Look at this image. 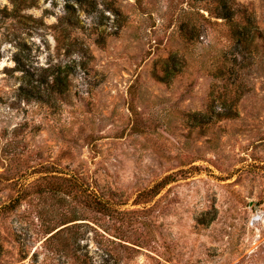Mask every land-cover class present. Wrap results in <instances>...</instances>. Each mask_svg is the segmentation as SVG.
<instances>
[{"label": "rangeland", "instance_id": "obj_1", "mask_svg": "<svg viewBox=\"0 0 264 264\" xmlns=\"http://www.w3.org/2000/svg\"><path fill=\"white\" fill-rule=\"evenodd\" d=\"M235 6L240 43L192 0H0V264H264V0Z\"/></svg>", "mask_w": 264, "mask_h": 264}, {"label": "trees", "instance_id": "obj_2", "mask_svg": "<svg viewBox=\"0 0 264 264\" xmlns=\"http://www.w3.org/2000/svg\"><path fill=\"white\" fill-rule=\"evenodd\" d=\"M195 4H203L207 6L211 14L217 18H222L227 21L230 26V33H234L237 37V42L240 43L243 39L242 33H259L257 28H254L252 18L246 17L245 23H240L235 19V15L239 9L235 6V0H192ZM176 59V58H173ZM176 63L175 60H171ZM172 176H167L161 180L157 185L149 189L148 192H154L157 189L166 185L172 180Z\"/></svg>", "mask_w": 264, "mask_h": 264}]
</instances>
